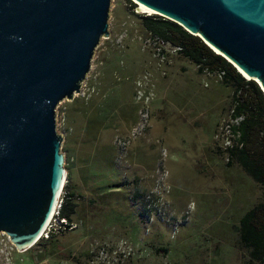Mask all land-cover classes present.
I'll return each instance as SVG.
<instances>
[{
	"label": "rangeland",
	"instance_id": "374dc122",
	"mask_svg": "<svg viewBox=\"0 0 264 264\" xmlns=\"http://www.w3.org/2000/svg\"><path fill=\"white\" fill-rule=\"evenodd\" d=\"M129 6L128 0H111L110 37L101 39L77 96L86 98L93 75L102 68V74H106L111 68L134 80L135 107L138 104L140 109L142 105V101L135 99L139 88L148 97L143 98L151 116L148 129L129 144L133 150L123 154L118 149L120 177L127 174L131 179L139 175L144 189L150 191L156 187L161 172L165 173L156 194L160 197L157 205L161 213L153 212L145 223L137 212L141 203L133 204L125 192L109 194V189L102 195H98L101 189L82 192L80 185L84 183L76 179L83 196L77 201L78 227L55 236L45 248L42 246L48 239H40L24 252H18L7 236L0 234V264H244L247 261L235 225L248 209L264 201V189L238 165L227 167L220 150L229 135L226 125L234 122L230 119L232 91L215 75L198 73L195 65L171 51L170 46L165 47L168 55L164 59L157 57L153 46L146 42L149 34L138 16L153 13L138 12V4L134 11ZM169 84L176 86L168 93ZM157 97H161L159 102ZM68 103L67 100L59 103L56 118L58 132L63 135L65 159L72 160L71 152L79 144L80 148L89 147L69 127ZM154 105L162 108V113L155 115L162 120L152 124ZM112 133L99 135L101 142L96 144L105 150L103 157H110L103 140L113 136L115 144L119 135L116 131ZM151 134L156 136L159 154H151ZM96 148L92 145L90 149ZM70 160L65 161V167L69 163L71 173ZM154 161L151 171L148 165L151 167ZM106 169L101 165L97 169L94 163L91 173L95 175L98 170L106 180L119 174L107 176L113 169ZM91 198H95L93 204L89 203ZM37 252H43V257L37 259Z\"/></svg>",
	"mask_w": 264,
	"mask_h": 264
},
{
	"label": "water",
	"instance_id": "95a60500",
	"mask_svg": "<svg viewBox=\"0 0 264 264\" xmlns=\"http://www.w3.org/2000/svg\"><path fill=\"white\" fill-rule=\"evenodd\" d=\"M200 37L264 93V0H131ZM111 0H0V234L42 237L67 180L56 108L81 93Z\"/></svg>",
	"mask_w": 264,
	"mask_h": 264
},
{
	"label": "trees",
	"instance_id": "16d2710c",
	"mask_svg": "<svg viewBox=\"0 0 264 264\" xmlns=\"http://www.w3.org/2000/svg\"><path fill=\"white\" fill-rule=\"evenodd\" d=\"M128 1L131 11H134L136 4L131 0ZM138 16L141 18L143 27L149 34L148 39L151 42L170 45L176 49V54L195 65L198 73L215 75L224 87L231 89L230 119L234 122L227 123L232 133L231 144L223 147V149L220 148V150L226 157L227 167H232L234 164L238 165L264 189V93L257 82L245 78L236 67L213 51L200 37L189 33L179 24L157 14ZM165 53L167 56L168 53L166 51ZM102 69L100 70L101 74ZM106 74H98L96 87L100 88L104 82L109 81L105 78ZM121 80H125L124 82L133 86L134 80L132 77L121 75L118 81ZM84 101L85 104L80 105L81 110L84 109V112H88L92 106L90 98H85ZM105 110V106L101 108V111ZM136 111L137 119L135 123L138 120V104ZM101 123H103V120L99 119L98 116L92 117L87 122L86 132L90 134L93 143L99 142V135L102 134V130L107 129ZM129 130L126 133H119L116 137L128 135ZM114 146L116 155L109 154L110 157H103L104 150L98 154L97 160L100 162L105 161V167L113 169V171L110 170L107 173V176L111 173L115 176L116 169L120 171L118 151H121V149L116 143ZM128 150L129 147L125 151ZM124 152L121 151L123 154ZM69 160L70 158L67 157L66 162H69ZM68 164L66 165L67 169L69 168ZM93 177L101 179L97 189L106 188L111 190L117 188L128 192V197L134 204L138 200L141 203L138 215L143 222L146 223L151 218L154 209L157 212L156 214L160 215L161 212L158 208L149 206L155 201L153 190L147 191L138 187L133 190L135 182L129 180L127 176L120 177V172L118 176H115L116 179L112 180L109 179L110 177L106 180L102 173L99 177H97V173ZM70 179L71 173L69 171L59 208V218L66 219L69 224L76 223L77 201L83 198L80 191L72 187ZM235 231L238 234L240 247L247 252V261L244 264H264V201L252 206L239 218L238 224L235 225ZM54 237L51 236L50 239L46 240L42 247L45 248V245Z\"/></svg>",
	"mask_w": 264,
	"mask_h": 264
},
{
	"label": "crops",
	"instance_id": "0c3cea01",
	"mask_svg": "<svg viewBox=\"0 0 264 264\" xmlns=\"http://www.w3.org/2000/svg\"><path fill=\"white\" fill-rule=\"evenodd\" d=\"M130 67H132V66H130ZM99 73H100V70H98V72H96L93 75V77L89 83L90 93L88 94V96L86 98H90V102L92 105L90 110L88 112H84V109L81 110L80 105L85 104V101H84L85 98L82 96H76L73 100H71L70 103H68V106L66 109L69 127L72 128L73 133L80 136V138H81L80 140L82 141V143L84 140L88 144L87 146L89 147V148H87L84 145H82V147L80 148V144H79L78 149H75L71 152V154H72L71 159L72 160H70L71 161V164H70V170H71L70 183L74 189H77L80 191L76 179L82 180L84 183L83 185H80L82 188V192H83V190L88 191V192L98 190L97 186L100 185L101 179L93 177V175L91 173V169L93 167V164L96 162L97 169L100 167V165L102 166V168H106L105 167L106 166L105 161L100 162L97 160L99 152L102 153V150H103L102 146H100V148L97 146V144L99 142H101V138H100L99 142H97V144L95 142L93 143L92 139H90V134H87V132H86V126H87V122L89 121V119H92V117L98 116L99 119L103 120V123H101V124L104 126V128H107V129L102 130V134H101L102 136L107 131H108V134L110 133L112 135L114 134V133H112V131L113 132L116 131V133L117 132L118 133L126 132L130 129V127L135 123V121L137 119V111H136V107H135L136 104L134 105V102L132 101V99H133L132 93L134 92L132 89L133 86H131L130 83L124 82L125 80L124 81L123 80L118 81V79L121 77L120 73H117V71H114L110 68V70L107 71L108 75L106 74V76H108V77L105 76V78L107 80H109L110 82L109 81L104 82L103 86L100 88L96 87L97 77H98ZM132 73H134V72H131V74ZM169 85L170 86H169L168 93L171 91L172 88L174 89V86H176L175 84H169ZM160 98L161 97H157L158 102L160 101L159 100ZM104 106H105L106 110L101 111V108ZM158 107L159 106H157V105L156 106L154 105V107H153V109H154V112H153L154 120H153L152 124L157 122V121L162 120V118L159 117L158 115L155 116L157 113H160V112L162 113V108L161 107L158 108ZM82 108H83V105H82ZM150 136H151V140L149 143H150L151 154L154 152L159 154V151L157 150V148H159V147H157L158 145H157V141H156V136H153V134H151ZM112 137H109L107 140L104 139L103 141H105L106 144L103 143V146H104V148L106 147L107 150H109L110 155H112V154L116 155V148L113 144ZM165 143H166V141H165ZM92 145L97 147V148L95 150L90 149V148H92ZM135 145L136 144H134V147H135ZM131 147H132V145H131ZM131 149L133 150V148L129 147V150H131ZM155 164L156 163L154 161V163L152 164L151 167H150V165H148V167L150 168L151 171L154 169ZM77 169H79L80 173H77ZM115 171L120 172L117 169ZM68 172L69 171L67 169V175H68ZM80 174H81V177H78V176H80ZM144 175H146V174H144ZM99 176H100V173L97 170V177H99ZM123 176H127V174L123 175ZM127 177L129 180H132L133 182H135L133 184V190H134V188H137V187L140 189H144L143 185L141 184L142 178H140L139 175L134 176L131 179L129 176H127ZM94 181H96V182H94ZM106 190H107L106 188H102L98 195H102L103 193L107 192ZM120 192L122 193L125 191L117 189V188L111 189V191H108L109 194H114V193L118 194ZM125 193L127 194L126 196H129L128 192H125ZM93 200H95V198H91L89 200L90 201L89 203L93 204L95 202ZM138 203H139V201L137 200L135 202V205H137ZM133 204H134V202H133ZM139 208H138V210H139ZM138 210H137V212H138Z\"/></svg>",
	"mask_w": 264,
	"mask_h": 264
},
{
	"label": "built area",
	"instance_id": "2783aa9c",
	"mask_svg": "<svg viewBox=\"0 0 264 264\" xmlns=\"http://www.w3.org/2000/svg\"><path fill=\"white\" fill-rule=\"evenodd\" d=\"M146 42L148 43V45L153 46V48L155 50L154 52H155L157 57H159L161 59L165 58V56H166L165 51H167L165 47L170 46V45L163 44V43L157 44V43L151 42L150 40H147ZM170 49L173 52L176 51V49L171 47V46H170ZM163 50H164V52H163ZM144 97H145V99L148 98L147 96H145L144 94L141 93V88H139L136 92L135 99H136V102L142 101L143 103L141 102L142 105H141V108L139 109V112H138V120L134 124V127L129 131L128 135L123 136V137H116L114 140L116 145L123 152L128 148L129 144L131 143L132 140H134L135 137H137L139 134L145 132L148 129L151 116H150V111H149L147 104L144 103V100H143ZM226 132L229 135L227 137V141L225 142L226 143L225 146H229L231 144L230 138L232 136V133L230 131V126L228 124L226 125ZM163 175H165V173L162 174V172H161L160 178L157 181V185L153 189V194L155 195V201L149 205L150 207H155V208L159 207L157 205V200L160 199V197L156 196V194H157V191L159 189L160 179L162 180ZM62 193H63V191H62ZM61 201L62 200L60 198L57 209H56L51 221L49 222L46 230L44 231V233L40 239H42V238L43 239H50L51 236H58V235L66 232V231L73 230L76 227H78L77 223H70L69 224V222L66 219L59 218V208L61 206ZM153 212H156V210L154 209ZM7 238H8V241L10 242L8 236H7Z\"/></svg>",
	"mask_w": 264,
	"mask_h": 264
},
{
	"label": "bare ground",
	"instance_id": "6f19581e",
	"mask_svg": "<svg viewBox=\"0 0 264 264\" xmlns=\"http://www.w3.org/2000/svg\"><path fill=\"white\" fill-rule=\"evenodd\" d=\"M138 12H140V13H153L152 10L145 8L139 4H138Z\"/></svg>",
	"mask_w": 264,
	"mask_h": 264
},
{
	"label": "flooded vegetation",
	"instance_id": "af4514ba",
	"mask_svg": "<svg viewBox=\"0 0 264 264\" xmlns=\"http://www.w3.org/2000/svg\"><path fill=\"white\" fill-rule=\"evenodd\" d=\"M42 250V249H41ZM43 251V250H42ZM44 253L43 252H37V254L35 255L37 259H39L40 257H43Z\"/></svg>",
	"mask_w": 264,
	"mask_h": 264
}]
</instances>
